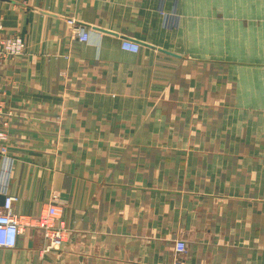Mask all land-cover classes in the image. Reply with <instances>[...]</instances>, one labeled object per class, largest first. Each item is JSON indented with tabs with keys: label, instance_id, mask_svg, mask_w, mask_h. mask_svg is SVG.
I'll list each match as a JSON object with an SVG mask.
<instances>
[{
	"label": "crops",
	"instance_id": "0c3cea01",
	"mask_svg": "<svg viewBox=\"0 0 264 264\" xmlns=\"http://www.w3.org/2000/svg\"><path fill=\"white\" fill-rule=\"evenodd\" d=\"M223 1L0 0V27L24 41L0 69L12 211L53 203L66 229L45 251L24 226L0 264H264V121L236 101L239 67L256 63L205 36L254 15ZM259 22L264 73V0Z\"/></svg>",
	"mask_w": 264,
	"mask_h": 264
},
{
	"label": "built area",
	"instance_id": "2783aa9c",
	"mask_svg": "<svg viewBox=\"0 0 264 264\" xmlns=\"http://www.w3.org/2000/svg\"><path fill=\"white\" fill-rule=\"evenodd\" d=\"M157 12L161 17V23L164 29H176L179 26L180 16L176 12V6L165 11L161 3L157 7ZM71 33L80 41L87 39L85 28L73 17L65 20ZM122 49L137 52L139 44L135 41L124 39L120 44ZM23 41L19 36L0 37V65L5 59L22 52ZM3 60V61H2ZM0 113H2V103H0ZM12 170V158L8 154L4 145L0 146V194L4 195V202L0 208V247H13L16 244L17 236L23 230L24 226L35 225L42 234L43 250L59 247L66 239V229L61 223H56L57 209L53 203L47 204L40 213L34 217L22 220L19 215L12 211V203L16 196L8 192L9 181ZM55 198V195H53ZM174 250L176 254H181L186 250V243L181 239L174 241Z\"/></svg>",
	"mask_w": 264,
	"mask_h": 264
},
{
	"label": "rangeland",
	"instance_id": "374dc122",
	"mask_svg": "<svg viewBox=\"0 0 264 264\" xmlns=\"http://www.w3.org/2000/svg\"><path fill=\"white\" fill-rule=\"evenodd\" d=\"M223 3H225L222 4L224 10L231 11L232 9H235L239 13L241 11L245 12L246 10L252 13L254 16L249 20L246 28L238 26L240 31H245L244 33L205 36L213 37L216 39L217 43L219 41L220 45H222L220 48L221 50L224 49L229 51L235 49L238 57H242L243 59L256 63L250 66L239 67L236 101L240 107L242 106L249 108L248 112L251 113L253 117H256V123L259 126V124L264 121V79L262 78L264 73L261 71V66L259 64L261 58V35L259 22L260 0H248L243 2L241 0H233L231 3L228 0H224ZM5 36L16 37L18 35H6V33L0 27L1 39H3ZM206 38L208 39V37ZM21 53L14 55L11 58L18 56ZM9 59H5V61L2 60L3 62L0 65V69Z\"/></svg>",
	"mask_w": 264,
	"mask_h": 264
},
{
	"label": "water",
	"instance_id": "95a60500",
	"mask_svg": "<svg viewBox=\"0 0 264 264\" xmlns=\"http://www.w3.org/2000/svg\"><path fill=\"white\" fill-rule=\"evenodd\" d=\"M4 198H5L4 195L3 194H0V205L3 204Z\"/></svg>",
	"mask_w": 264,
	"mask_h": 264
}]
</instances>
